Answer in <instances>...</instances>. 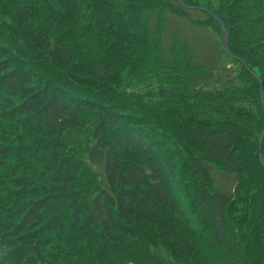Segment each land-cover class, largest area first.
<instances>
[{
    "label": "trees",
    "instance_id": "16d2710c",
    "mask_svg": "<svg viewBox=\"0 0 264 264\" xmlns=\"http://www.w3.org/2000/svg\"><path fill=\"white\" fill-rule=\"evenodd\" d=\"M262 132L264 0H0V264H264Z\"/></svg>",
    "mask_w": 264,
    "mask_h": 264
},
{
    "label": "rangeland",
    "instance_id": "374dc122",
    "mask_svg": "<svg viewBox=\"0 0 264 264\" xmlns=\"http://www.w3.org/2000/svg\"><path fill=\"white\" fill-rule=\"evenodd\" d=\"M178 36L187 41L192 55L197 60L208 67L216 68L217 72L215 73L223 79L233 75L235 68H225L228 64H225L224 62L228 61L226 58H223L222 55V45L224 40L219 41L208 30L194 26L187 20L177 18L168 13L167 28L163 35L165 47H169V44L172 43L174 37ZM97 170L101 173L100 169ZM211 176L217 190L229 193L233 189L236 180L234 174L225 175L219 172L216 168L211 167Z\"/></svg>",
    "mask_w": 264,
    "mask_h": 264
},
{
    "label": "water",
    "instance_id": "95a60500",
    "mask_svg": "<svg viewBox=\"0 0 264 264\" xmlns=\"http://www.w3.org/2000/svg\"><path fill=\"white\" fill-rule=\"evenodd\" d=\"M201 10H204V11H207L205 8H201ZM220 24L222 25V23L220 22ZM222 28L224 29V26L222 25ZM228 36H227V33H226V39L224 41V46L225 48L227 49V51L229 52L228 50ZM230 53V52H229ZM263 138H264V132L262 133V137H261V142L263 141ZM261 158V157H260ZM261 162L263 164V160L261 159Z\"/></svg>",
    "mask_w": 264,
    "mask_h": 264
}]
</instances>
